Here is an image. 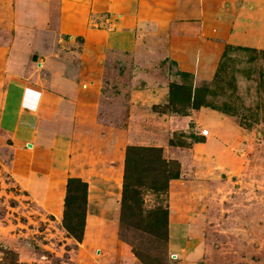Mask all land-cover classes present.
Wrapping results in <instances>:
<instances>
[{
	"label": "rangeland",
	"instance_id": "rangeland-1",
	"mask_svg": "<svg viewBox=\"0 0 264 264\" xmlns=\"http://www.w3.org/2000/svg\"><path fill=\"white\" fill-rule=\"evenodd\" d=\"M3 1L9 76L53 99L42 119L73 156L121 167L108 264H264V0H82L87 41L61 34L58 0ZM28 163L0 128V264H94L86 193L71 183L51 213Z\"/></svg>",
	"mask_w": 264,
	"mask_h": 264
},
{
	"label": "crops",
	"instance_id": "crops-1",
	"mask_svg": "<svg viewBox=\"0 0 264 264\" xmlns=\"http://www.w3.org/2000/svg\"><path fill=\"white\" fill-rule=\"evenodd\" d=\"M1 1L2 4H6L5 1ZM58 1L60 3L58 28L61 34L69 38L80 36L87 41L89 31L87 17L90 12H95L92 6L84 8L78 2L82 0H72L74 1L72 8L68 11V8L64 10L63 7H67L70 0ZM6 51L0 46V128L9 132L12 149L18 152L19 156L29 158L30 187L36 190L42 183L41 203L51 213L58 214L61 210L63 191L68 179L77 178L86 184V213L83 219L81 244L84 251L94 249L96 255L98 254L94 264H108L110 257H119L121 253L119 250L122 249L116 232L121 192V167L117 164L100 165L95 161L92 165L90 161L85 162L82 158L72 155V147H70L72 133L66 135L55 129L60 125L59 118L50 117L47 127L42 119L43 104L52 103L53 99L47 96L40 84L25 83L18 76H9L5 66L8 53ZM27 89L31 91L26 98ZM33 103L34 106L30 110L29 107ZM46 110L53 114H57L56 111L60 112L59 105L56 111L54 108H46ZM24 112L36 117L34 126L27 131L18 129L14 120L15 116ZM52 120L54 123H51ZM26 144L30 147H26ZM14 160H16L15 156ZM170 227L169 242L175 237L186 238V235H182L181 232L172 233ZM171 246L173 248V245ZM183 250L184 248L179 251L183 252ZM120 257L123 259V256L120 255ZM115 261L109 264H120L118 260ZM129 264L137 263L132 260Z\"/></svg>",
	"mask_w": 264,
	"mask_h": 264
},
{
	"label": "trees",
	"instance_id": "trees-1",
	"mask_svg": "<svg viewBox=\"0 0 264 264\" xmlns=\"http://www.w3.org/2000/svg\"><path fill=\"white\" fill-rule=\"evenodd\" d=\"M71 183H79L80 186H81V188H82V190H83L84 196H85V193H86V184L83 183L82 181H80V180L77 179V178H70V179L67 180L66 185H65V190H66V192H67V190L69 189V186H70ZM82 228H83V221H82V225H81V233H82ZM80 236H81V235H80ZM80 239H81V237H80ZM80 239H78V241H79Z\"/></svg>",
	"mask_w": 264,
	"mask_h": 264
},
{
	"label": "water",
	"instance_id": "water-1",
	"mask_svg": "<svg viewBox=\"0 0 264 264\" xmlns=\"http://www.w3.org/2000/svg\"><path fill=\"white\" fill-rule=\"evenodd\" d=\"M26 147H30V145H29V144H27V145H26Z\"/></svg>",
	"mask_w": 264,
	"mask_h": 264
}]
</instances>
